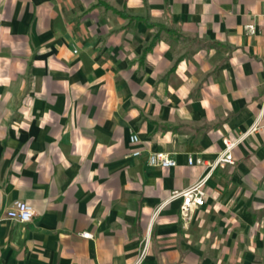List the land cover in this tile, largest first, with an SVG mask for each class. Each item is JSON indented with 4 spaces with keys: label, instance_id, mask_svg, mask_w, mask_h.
<instances>
[{
    "label": "crops",
    "instance_id": "crops-1",
    "mask_svg": "<svg viewBox=\"0 0 264 264\" xmlns=\"http://www.w3.org/2000/svg\"><path fill=\"white\" fill-rule=\"evenodd\" d=\"M90 1L108 25L0 0V264H135L149 228L141 264H264V113L188 228L178 201L150 218L206 173L189 156L214 161L264 110V0Z\"/></svg>",
    "mask_w": 264,
    "mask_h": 264
},
{
    "label": "built area",
    "instance_id": "built-area-1",
    "mask_svg": "<svg viewBox=\"0 0 264 264\" xmlns=\"http://www.w3.org/2000/svg\"><path fill=\"white\" fill-rule=\"evenodd\" d=\"M247 30L252 33L253 26H247ZM264 105V104H262ZM264 110H261L255 122L245 131L235 134L234 137H224L222 139L223 148L220 151L217 158L209 163H205L201 158H193L189 156L187 158L188 166L204 167L207 171L200 178H198L193 184L183 190H173L168 198L161 202L156 207L157 212L163 209L168 204L178 201L179 202V218L183 228H188L192 221L194 212L205 204L207 197V182L209 178L217 169L224 168L226 165H232L234 163L233 151L238 145L251 134L262 128L261 116ZM130 143L136 145L139 143V139L136 135L130 137ZM134 157L140 155L139 150H135L131 154ZM148 165L155 168H171L175 166V161L168 155L162 152L150 153L147 156ZM6 216L9 220L16 221L22 225H26L31 222L34 217L33 208L23 201H15L10 209L6 212ZM80 236L84 239L91 238V234L83 232ZM147 244L145 248L140 250L138 259L135 264H141L142 260L147 254Z\"/></svg>",
    "mask_w": 264,
    "mask_h": 264
},
{
    "label": "rangeland",
    "instance_id": "rangeland-1",
    "mask_svg": "<svg viewBox=\"0 0 264 264\" xmlns=\"http://www.w3.org/2000/svg\"><path fill=\"white\" fill-rule=\"evenodd\" d=\"M55 1V0H54ZM59 1V3L57 2ZM56 11L61 12V17H58V20L63 23H67V25L75 27V26H89L87 24L90 23V18L93 17L92 19L99 18V21L97 22L99 25L100 24H105L108 25L109 22L104 19L106 15H100L96 14V10L91 9V1L90 0H56ZM61 8V10H60ZM65 18H64V16ZM103 22V23H102ZM92 24V22H91ZM96 25V23H93ZM112 23H110V31H109V36L118 34V29L117 27L113 28ZM107 42V35H104V37H95V35L92 37V43L94 48H101L99 47L100 44L105 45ZM159 212H157L156 208L152 211L150 218L151 220H154L156 216L158 215ZM147 244V251L151 247V238H150V228L147 233L144 234V236L141 238V250L145 248Z\"/></svg>",
    "mask_w": 264,
    "mask_h": 264
},
{
    "label": "trees",
    "instance_id": "trees-1",
    "mask_svg": "<svg viewBox=\"0 0 264 264\" xmlns=\"http://www.w3.org/2000/svg\"><path fill=\"white\" fill-rule=\"evenodd\" d=\"M107 7V6H106Z\"/></svg>",
    "mask_w": 264,
    "mask_h": 264
}]
</instances>
